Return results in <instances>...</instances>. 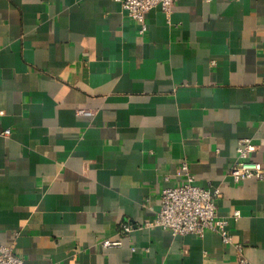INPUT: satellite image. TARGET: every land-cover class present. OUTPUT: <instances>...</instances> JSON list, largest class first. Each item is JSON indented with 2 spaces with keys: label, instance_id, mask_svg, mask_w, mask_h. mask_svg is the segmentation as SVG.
I'll use <instances>...</instances> for the list:
<instances>
[{
  "label": "crops",
  "instance_id": "crops-1",
  "mask_svg": "<svg viewBox=\"0 0 264 264\" xmlns=\"http://www.w3.org/2000/svg\"><path fill=\"white\" fill-rule=\"evenodd\" d=\"M146 26L117 0H0V242L24 264H264V179L228 174L242 137L264 167V0H176ZM182 161L239 211L241 251L121 233L154 219Z\"/></svg>",
  "mask_w": 264,
  "mask_h": 264
},
{
  "label": "built area",
  "instance_id": "built-area-1",
  "mask_svg": "<svg viewBox=\"0 0 264 264\" xmlns=\"http://www.w3.org/2000/svg\"><path fill=\"white\" fill-rule=\"evenodd\" d=\"M117 1L125 10L127 17L139 25L140 34L146 31V14L149 10L160 5L162 9L169 12L176 2V0ZM77 112L83 115L93 114L92 110L86 108H79ZM9 132V129L4 130L6 134ZM256 148V144L249 137H242L238 140L234 160L228 169V174L234 181H242L251 177L264 179V167L259 161L252 158V153ZM177 175H182L183 179L161 189L160 206L154 219L140 225L123 223L121 224V233L128 236L135 228L161 227L174 235L193 233L202 237L206 231H214L220 235L223 243L234 245L241 251V244L235 241L233 234L228 229L230 218L237 219L239 211H233L230 216L220 215L216 204V200L221 195L220 189H210L196 183L186 161L181 162ZM168 178L165 176L166 180ZM121 244L122 237L106 238L101 241L103 247L121 246ZM239 261L246 264L242 254ZM0 264H24V260L20 255L14 253L11 245L0 242Z\"/></svg>",
  "mask_w": 264,
  "mask_h": 264
}]
</instances>
